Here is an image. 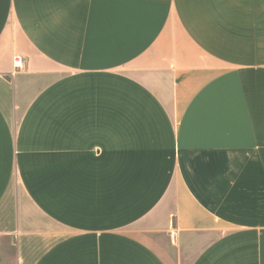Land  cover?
I'll use <instances>...</instances> for the list:
<instances>
[{
  "label": "crops",
  "instance_id": "obj_1",
  "mask_svg": "<svg viewBox=\"0 0 264 264\" xmlns=\"http://www.w3.org/2000/svg\"><path fill=\"white\" fill-rule=\"evenodd\" d=\"M188 256L264 264V0H0V264Z\"/></svg>",
  "mask_w": 264,
  "mask_h": 264
},
{
  "label": "built area",
  "instance_id": "obj_2",
  "mask_svg": "<svg viewBox=\"0 0 264 264\" xmlns=\"http://www.w3.org/2000/svg\"><path fill=\"white\" fill-rule=\"evenodd\" d=\"M22 66V58L19 56V57H14L13 59V67L16 68V69H20Z\"/></svg>",
  "mask_w": 264,
  "mask_h": 264
},
{
  "label": "rangeland",
  "instance_id": "obj_3",
  "mask_svg": "<svg viewBox=\"0 0 264 264\" xmlns=\"http://www.w3.org/2000/svg\"><path fill=\"white\" fill-rule=\"evenodd\" d=\"M189 261H190V258H189V256H188V257H186L185 259L183 258V264H188V263H189Z\"/></svg>",
  "mask_w": 264,
  "mask_h": 264
}]
</instances>
